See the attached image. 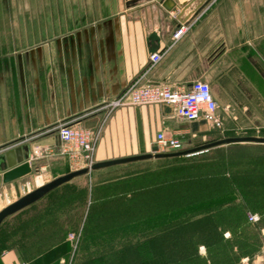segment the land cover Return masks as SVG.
<instances>
[{"label": "crops", "instance_id": "1", "mask_svg": "<svg viewBox=\"0 0 264 264\" xmlns=\"http://www.w3.org/2000/svg\"><path fill=\"white\" fill-rule=\"evenodd\" d=\"M134 1L42 0L51 6L43 27L17 30L19 46L6 50L13 56H5L12 64L0 92V154L23 146L31 156L35 149L49 154L59 147L54 129L63 123L94 134L95 162L151 153L158 133L177 139L183 151L216 132H264L234 123L238 115L252 119V103L254 110L264 107V0H208L184 22L176 20L179 9ZM181 27L186 31L175 40ZM155 52L162 59L152 65ZM195 81L209 84L222 128L181 119L168 104L109 107L132 86L187 90ZM52 136L54 145L33 147ZM5 184L0 178V190ZM0 264L24 262L8 247Z\"/></svg>", "mask_w": 264, "mask_h": 264}, {"label": "trees", "instance_id": "2", "mask_svg": "<svg viewBox=\"0 0 264 264\" xmlns=\"http://www.w3.org/2000/svg\"><path fill=\"white\" fill-rule=\"evenodd\" d=\"M252 146L264 151V145ZM263 153L253 156L242 154L238 159L221 158L220 173L202 171L210 163L202 159L196 164L186 165L185 168L190 170L185 174L182 168L175 167L161 171L135 169L91 184L90 189L87 186L74 188L69 182L65 183L39 201L47 198L55 205L60 202L53 199L54 194L69 196L70 206L77 213L75 217L70 220L66 210L50 211L53 205L47 208V215L41 221L35 220L28 225L31 229L27 230H31L32 235H40L37 240L25 242L20 232V245H36L38 256L27 259L20 246L9 247L16 246L24 264H54L59 257L52 254L59 247L66 248L63 236L68 228L77 226L74 221L79 213L85 239L98 233L96 235H99L97 238L100 241L93 252L73 257L71 264H230L231 260L258 250L259 233L254 232L253 237L250 235L247 230L248 218L245 216L248 211L259 214V228H264ZM176 159L180 157L157 160ZM148 161L114 166L107 170ZM215 161L213 155L212 167L216 166ZM240 166L241 174H236V167ZM205 180H211L212 188L202 187L200 183L204 184ZM189 181L195 185L194 189L188 188L190 183L186 182ZM181 184L184 185L180 187ZM236 200L239 201L237 204ZM39 201L25 209L33 208ZM226 230L230 232L231 240H223L222 234ZM41 234L48 236L46 242L40 239ZM194 235L199 238L192 239ZM199 246L206 248L205 260L197 253ZM6 248L2 247L1 250ZM233 248L238 250L237 255L232 252ZM230 251L233 257H230Z\"/></svg>", "mask_w": 264, "mask_h": 264}, {"label": "rangeland", "instance_id": "3", "mask_svg": "<svg viewBox=\"0 0 264 264\" xmlns=\"http://www.w3.org/2000/svg\"><path fill=\"white\" fill-rule=\"evenodd\" d=\"M50 4H42V0H0V87L1 90L0 92L3 93L4 89L3 87L5 86L2 85L3 82V73L4 68L6 65L9 67L11 66V59L9 57L5 56H13L12 52H7L9 50H13V46H19V37L15 34L17 30L19 29H37V28H42V24L44 23L41 19L45 15L46 12H48V8H50ZM43 8V9H42ZM47 9V10H46ZM46 11V12H45ZM35 38H27V45L32 46L35 44ZM10 48V49H9ZM7 50V51H6ZM6 62V63H5ZM255 104L252 103V108L251 111L254 113L252 115V119L250 121H244V117H240L239 115L237 116V121L236 123L239 128H253L258 126V127H263L264 126V107L263 109H257L254 110ZM234 108V107H232ZM237 112L239 110L235 108ZM260 115L262 120H257L256 119V114ZM248 136H253V137H264L263 132H221V133H215L214 136H212L209 140L207 141H198L194 144H191L190 146L194 147H200L203 144L211 143L217 140H221L223 138H230V137H248ZM206 142V143H205ZM237 145L240 149H238ZM252 145H258V144H230V145H225V146H219V147H214L202 152H198L196 155H190V156H183L180 157V159L176 160H169V161H158L157 159H151L148 162L144 163H138L136 165H132L131 167H122L121 169L117 171H106L105 173H96V171H92L87 175H83L80 177H77L73 180H71L68 184H72L74 188H83L84 186H87L88 189H90L91 184L98 183L101 180L107 179L110 176H118V175H123L125 172L130 171V170H135L138 169L140 171L142 170H157L161 171L163 169H167L170 167H175V169H180L182 168V173H186L188 170L185 168V166H189L192 164H196L202 159H206L207 162H211V159L213 155L215 156V163L216 166L214 165L212 167V164H208V168L203 167L202 171L204 170L205 173H212L213 171L216 173H220L221 169L219 168V164L221 162V158H233V159H238L240 156L244 154L245 156H253L255 154H261L264 151L259 149L260 147H254ZM189 146V147H190ZM217 148V149H216ZM212 149H216L217 151H213ZM242 149V150H241ZM213 152H215L213 154ZM218 152V153H216ZM249 153V154H247ZM264 154V153H263ZM32 155V154H31ZM31 160L30 169L29 172H27L25 175L21 176L15 181H11L9 183H6L5 185H8L5 189L0 190V210H2L4 207L7 205L13 203L20 197L24 196L25 194L35 190L36 188L52 181L53 179L62 176L64 174H67L69 172L76 171L78 169L84 168V165H78V166H73L70 164L68 161L67 157L61 153V148L60 145L59 147L53 149V151L49 154L46 153H41V155H33ZM235 162V161H234ZM35 163V164H34ZM42 163H46L45 166H42ZM95 163V160H94ZM87 167V166H86ZM222 167V166H221ZM132 168V169H129ZM205 168V169H204ZM234 168V167H233ZM242 167H236V174H241L239 173L240 169ZM142 169V170H141ZM211 181V180H210ZM210 181L204 182V184L200 183L203 185L202 187H210L212 188V184ZM186 183L188 184V188H195V185L189 181ZM209 183V184H208ZM220 183V182H219ZM216 182V184H219ZM184 184L179 185L180 187L183 186ZM178 186V185H176ZM68 187V186H66ZM172 190V189H171ZM57 194V193H56ZM54 194L53 199H57V202L60 203H55L52 204L50 200H47V198L43 201H39L34 205L32 208H27L22 213H16L8 218H6L1 224H0V250L2 247H9L12 245H16L17 247H21L22 252L24 253L25 258L28 259V257H34L39 255L38 248L36 245H33L32 243L27 244L25 243L23 247L20 245V240H19V234H21L24 237L25 242L29 240L30 242L33 241V239L37 240V238L40 236L38 233L32 235L31 234V228L28 227L30 223H34L35 220L41 221L45 215H47V208L52 207L54 205V208L51 209L50 211H61V210H66L68 212V218L70 220L75 217L77 213L74 212V209L70 206L71 201L70 197H66V195H61L62 193H58L57 195ZM158 194V192H157ZM169 194V193H168ZM159 195V194H158ZM173 195V193H171ZM62 196V197H61ZM68 200V203H67ZM64 201V202H63ZM261 201V199H259ZM239 201L236 200V204ZM62 203V205H61ZM69 204V205H68ZM88 206V203H87ZM253 212L248 211L246 213L245 218H249V215H256L258 217V221L256 222H250L249 219L247 220L248 222V227L247 230L250 232V235L254 232L257 234L259 233V238L257 239V245H258V250L250 255L244 256L242 258H239L237 260H231L229 263L230 264H262V261L260 262L259 259L261 257V254L263 253L264 250V228H259L260 224V215L257 213L251 214ZM34 220V221H33ZM69 220V222H70ZM80 220V214L78 213V217L75 218L74 223L76 222L77 226L74 228H68L67 231L65 232L64 236L65 237V244L66 248L62 249L59 247L58 250H55L54 256L58 258V260L54 264H61L63 261L64 263H69L71 264L73 257L80 256L82 254L88 253V252H93L97 244L100 241V238H97L96 235L98 233H94L91 238H86L84 236V231L82 230L83 227V221ZM223 222V221H222ZM255 227V228H254ZM27 228H29L27 230ZM29 234V235H28ZM42 235V234H41ZM197 235V234H196ZM258 236V235H257ZM72 237V239H70ZM223 240H231V234L229 231H224L222 234ZM253 237V236H252ZM48 236L47 235H42L40 239L42 241L47 240ZM199 236H193L192 239L196 240L198 239ZM103 240V239H102ZM19 244V245H18ZM15 246V247H16ZM61 248V249H60ZM229 249V248H228ZM226 250V249H225ZM237 249L233 248L232 252L237 255ZM38 252V253H37ZM232 252L230 251L229 255L230 257L232 256ZM56 253V254H55ZM197 253L199 257L203 258L204 260L207 258V251L204 246H199L197 249ZM225 254L228 252L224 251ZM50 255V257L52 256ZM146 256L150 257L148 254ZM70 257V258H69ZM247 259V263H244L242 260ZM121 260H119L120 262ZM225 264L224 262H222ZM221 264V263H219Z\"/></svg>", "mask_w": 264, "mask_h": 264}, {"label": "built area", "instance_id": "4", "mask_svg": "<svg viewBox=\"0 0 264 264\" xmlns=\"http://www.w3.org/2000/svg\"><path fill=\"white\" fill-rule=\"evenodd\" d=\"M185 31L186 28L181 27L175 32L173 38L178 40ZM161 59L162 55L157 52L149 56L152 65L159 63ZM157 104L170 105L175 114L186 121L204 120L214 128H222V120L217 115V103L213 98L211 88L208 83L203 81L193 82L187 90H173L167 85L161 84L146 87L132 86L115 101L110 102L109 107L114 109L123 106ZM54 130L61 153L67 157L71 165L82 164L84 168H87L94 164L96 138L90 130L76 128L66 123L58 125ZM155 145L159 153L182 151L181 143L177 139L165 137L163 133L156 135ZM41 153L38 149L33 151V155H41ZM248 219L250 222L258 221L256 215H249ZM242 261L247 263L248 260ZM61 264L66 263L62 261Z\"/></svg>", "mask_w": 264, "mask_h": 264}, {"label": "water", "instance_id": "5", "mask_svg": "<svg viewBox=\"0 0 264 264\" xmlns=\"http://www.w3.org/2000/svg\"><path fill=\"white\" fill-rule=\"evenodd\" d=\"M141 1V0H135ZM158 2L163 10L166 12H172L175 9H179V13L176 16V20L179 22H184L187 20V16L196 15L197 12L203 8V6L208 2V0H190L189 2H181L180 0H155ZM193 4V5H192ZM186 16V17H185ZM56 143L55 137H49L44 140H40L33 144L34 148H42L46 146H52ZM230 144H258L264 145V137H230L223 138L211 143L204 144L200 147L193 149L170 152V153H159L157 147H153L151 153L130 156L125 158H118L113 160H107L102 162H95L93 165L87 168H82L73 172H69L62 176H59L52 181L36 188L35 190L25 194L13 203L7 205L2 210H0V224L8 217L16 214L17 212L29 207L35 202L43 198L47 193L53 189L70 182L74 178L87 175L92 171H97L101 169L110 168L113 166L130 164L140 161H146L151 159H165L174 157H183L191 154H196L214 147L225 146ZM30 149L28 146L17 147L13 149L6 150L0 154V178L2 182L9 183L15 179L20 178L29 172L30 165L29 161L31 159ZM13 175L12 177H9ZM7 177V178H6ZM9 177V178H8ZM264 264V261L263 263Z\"/></svg>", "mask_w": 264, "mask_h": 264}, {"label": "bare ground", "instance_id": "6", "mask_svg": "<svg viewBox=\"0 0 264 264\" xmlns=\"http://www.w3.org/2000/svg\"><path fill=\"white\" fill-rule=\"evenodd\" d=\"M12 176H13V175H10L9 177H12ZM9 177H8V178H9ZM6 178H7V177H6Z\"/></svg>", "mask_w": 264, "mask_h": 264}]
</instances>
